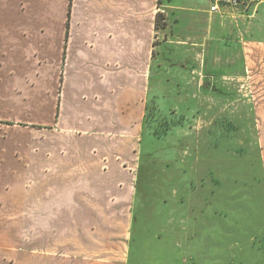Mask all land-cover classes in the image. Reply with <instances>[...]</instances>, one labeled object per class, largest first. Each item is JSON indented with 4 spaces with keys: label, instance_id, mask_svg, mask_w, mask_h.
<instances>
[{
    "label": "crops",
    "instance_id": "1",
    "mask_svg": "<svg viewBox=\"0 0 264 264\" xmlns=\"http://www.w3.org/2000/svg\"><path fill=\"white\" fill-rule=\"evenodd\" d=\"M210 6L0 0V158L8 157L0 180L12 185L0 264H128L141 143L159 84L160 13L162 36L176 40L163 44H176L174 57L201 88L208 67L223 64L224 41L240 51L264 174V0L220 13Z\"/></svg>",
    "mask_w": 264,
    "mask_h": 264
},
{
    "label": "rangeland",
    "instance_id": "2",
    "mask_svg": "<svg viewBox=\"0 0 264 264\" xmlns=\"http://www.w3.org/2000/svg\"><path fill=\"white\" fill-rule=\"evenodd\" d=\"M173 36L160 28L156 41L159 84L141 143L128 264H264L261 133L242 55L224 41L223 64L202 74L203 89L174 57L176 44H163ZM7 162L0 158V174ZM0 181L2 218L12 185ZM14 197L20 211L22 197Z\"/></svg>",
    "mask_w": 264,
    "mask_h": 264
},
{
    "label": "built area",
    "instance_id": "3",
    "mask_svg": "<svg viewBox=\"0 0 264 264\" xmlns=\"http://www.w3.org/2000/svg\"><path fill=\"white\" fill-rule=\"evenodd\" d=\"M210 2V11L220 13L225 9H235L246 4V0H208Z\"/></svg>",
    "mask_w": 264,
    "mask_h": 264
},
{
    "label": "trees",
    "instance_id": "4",
    "mask_svg": "<svg viewBox=\"0 0 264 264\" xmlns=\"http://www.w3.org/2000/svg\"><path fill=\"white\" fill-rule=\"evenodd\" d=\"M165 26H166L165 16L162 13H160L157 18V28L160 29V28H164Z\"/></svg>",
    "mask_w": 264,
    "mask_h": 264
}]
</instances>
